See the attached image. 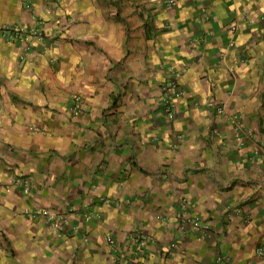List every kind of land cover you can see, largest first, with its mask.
Returning <instances> with one entry per match:
<instances>
[{
  "label": "crops",
  "instance_id": "0c3cea01",
  "mask_svg": "<svg viewBox=\"0 0 264 264\" xmlns=\"http://www.w3.org/2000/svg\"><path fill=\"white\" fill-rule=\"evenodd\" d=\"M262 245L264 0H0V264H264Z\"/></svg>",
  "mask_w": 264,
  "mask_h": 264
},
{
  "label": "built area",
  "instance_id": "2783aa9c",
  "mask_svg": "<svg viewBox=\"0 0 264 264\" xmlns=\"http://www.w3.org/2000/svg\"><path fill=\"white\" fill-rule=\"evenodd\" d=\"M171 2L174 3L175 0H171ZM18 29L19 28H16V27L15 28L10 27L8 30L17 31ZM21 30L26 32V33H29V34L32 33V34L38 35L39 37H42L44 34V30L41 27V25L34 26L31 28V30H29V28H27V27H22ZM175 86H178L177 81L172 82L170 84V86L167 85L166 89L171 90ZM180 95H182V91H177L176 96H180ZM166 99H167V105H168L167 110H168L169 116L174 117V114H175V109L173 106L174 101H175L174 96L172 97L171 95H168V97ZM81 108H82V105L77 104L76 109L81 110ZM239 210L242 211V209H239ZM38 213H40L41 215H43L46 218V220L50 223L53 230L58 231V232H62L64 230L65 224L67 222V218H66L67 215L65 213H63V212L57 213L50 208H43L42 210H39L36 213L33 212V214H38ZM189 215H190V212H189L188 202L184 201L181 204L179 216H180V218H186V217H189ZM195 222H196V224H199L198 217H197V219H195ZM132 237L139 243L140 246L146 244L149 240V236L147 234L142 233V232H136L132 235ZM109 238L114 243L113 237L110 236ZM171 247H175V243H172ZM258 251H259V253L264 254V245L260 246Z\"/></svg>",
  "mask_w": 264,
  "mask_h": 264
}]
</instances>
